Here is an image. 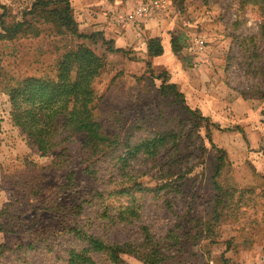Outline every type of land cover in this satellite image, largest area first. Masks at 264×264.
<instances>
[{
  "label": "rangeland",
  "instance_id": "374dc122",
  "mask_svg": "<svg viewBox=\"0 0 264 264\" xmlns=\"http://www.w3.org/2000/svg\"><path fill=\"white\" fill-rule=\"evenodd\" d=\"M69 1L76 19V13L82 15V9L75 0ZM108 1L111 0H89L83 6L86 17L76 19L78 29L84 33L93 31L81 30L79 22L92 26L93 21L96 23L98 19L101 23L105 19L132 35L123 47H116L122 49L116 52L108 51L105 42L96 36L91 40L82 39L97 54H103L107 62L92 82L101 97L102 128L109 133L117 132L122 138H138L152 130L171 127L180 130L186 115L169 97L160 96L159 80L151 76L147 64L149 62L153 69L152 75L166 70L168 80L183 92L186 103L220 127L210 125L211 141L225 151L218 182L237 190L230 204L237 200L239 190H245V198L226 209L218 220H213L216 190L211 175L218 152L204 138L202 127L198 135L203 139L192 137L190 141L202 147L190 149L193 156L187 165L192 170L182 186L181 195H168L170 200L167 201L164 196L143 192L139 222L127 225L101 221L100 208L92 201L84 204L81 212L75 215L76 222L104 239L123 242L138 240L141 226L158 237L164 236L174 224H180L178 230L185 231L189 228L186 219H202L212 223L214 235L183 240L180 249L171 251V256L161 264H221V255L228 264H264V98H243L237 90L248 91L259 80L244 76L242 53L245 51L238 44L245 36L258 34L259 47H264V38L260 36L264 16L256 8L241 7L239 0H168L165 11L133 24L114 18L115 13L125 12L141 0H132L134 4L129 6L123 3L115 9L109 8ZM30 2L0 0L5 10L4 21L19 20L21 10ZM154 18L155 24L147 28L145 25ZM113 24L109 23V27ZM153 27L167 31L168 35L172 31L182 35L184 47L179 55H174L179 63L177 67L167 57L161 58L160 64H153L143 50L149 37L142 30ZM39 28L36 36L0 40V79L47 72L63 51L79 41L68 34L56 33L48 24L39 23ZM97 32L103 39H111L114 47L112 38L105 36L104 31ZM193 36L203 41L201 53L189 49ZM162 63L168 67L156 66ZM260 82H264V78ZM8 110V97L0 92V211L3 209L0 212V242L10 247L0 255V264H61L64 249L73 239L71 234L62 231L73 224V207L101 187V182L98 184L84 167L94 163L103 181L111 167L100 160L97 163L92 159L82 160V136L76 135L53 152L65 147L68 161L63 169L72 171L75 177L73 186L58 192L56 185L64 181L63 169L49 167L52 154L39 156L25 143L20 130L11 124ZM27 160L45 168L38 173L32 169L28 172ZM145 167L136 163L134 168L144 171ZM34 175L39 185L35 198L22 189ZM139 181L149 187L158 184L156 170L145 172ZM55 191L58 194H54ZM25 243L32 245L30 248L21 246L16 251V246ZM122 257L126 264H141L132 255Z\"/></svg>",
  "mask_w": 264,
  "mask_h": 264
},
{
  "label": "trees",
  "instance_id": "16d2710c",
  "mask_svg": "<svg viewBox=\"0 0 264 264\" xmlns=\"http://www.w3.org/2000/svg\"><path fill=\"white\" fill-rule=\"evenodd\" d=\"M239 3L241 7L256 8L264 16V0H239ZM0 7V40L36 36L41 30L39 23L48 24L56 33L68 34L79 40L73 47L63 51L47 72L0 79V92L8 97L11 124L20 130L25 143L33 147L39 156L52 154L49 167L63 169L68 161L65 147L56 153L53 152L76 135L82 136V160L92 159L95 163L100 160L107 162L111 167L110 174L104 181L97 175L94 163H88L84 167V171L97 179L98 184L101 182V187L73 207V224L62 230L71 234L73 239L71 245L64 249L61 264H126L122 257L125 254L132 255L141 264H161L171 256V251L180 249L183 240L212 237V223L202 219H186L189 228L185 231L178 230L180 224H174L164 236L158 237L152 235L147 227L141 226L138 240L123 242L104 239L92 233L86 225L76 222L75 215L81 212L84 204L92 201L100 208L98 217L101 221L112 225H127L139 222L143 192L164 196L167 201L170 200L168 195H181L182 186L192 170V167L187 165L189 158L193 156L190 149L193 146L202 147L200 143L190 141L192 137L201 138L198 130L202 127L204 138L218 152L211 175L216 190V211L213 220H218L222 213L225 214L226 209L243 201L245 190H239L237 200L230 204L237 190L219 184L217 178L224 164L225 151L214 146L211 141L210 125L220 127L202 115L199 109L191 108L186 103L183 92L168 80L166 70L152 75L153 69L149 62L147 64L151 76L159 80L160 96L169 97L184 111L186 117L182 128L152 130L138 138H122L117 132H106L100 122L101 97L94 90L92 82L107 62L103 54H97L82 39L91 40L96 36L105 42L108 51L116 52L122 49L112 47L111 39H103L97 31L81 32L69 0H31L29 5L21 10V18L9 23L3 19L4 6ZM260 31V36L264 38V25L260 27ZM257 35L245 36L238 44L243 48V52L245 51L242 53L244 76L247 79L259 78L248 91L237 89L243 98H264V82H260L264 78V47H259ZM169 42L172 53L179 55L184 47L182 35L172 31ZM146 51L148 56L161 55L163 48L160 37H149L146 40ZM194 132L196 135H193ZM185 141L189 143L185 145ZM136 163L146 165L144 171L134 168ZM25 164L28 172L32 169L38 173L45 168L31 160H27ZM150 169L156 170L159 183L149 187L139 181V177ZM62 172L64 181L56 185L58 192H63L75 182L72 171H66L64 168ZM38 186L37 176L34 175L22 185V189L35 198L38 196ZM58 192L55 191L54 194ZM2 210L0 212H3ZM31 245L25 243L15 249L19 251L21 246L30 248ZM9 248L0 242V255ZM220 258L221 264H228L223 255Z\"/></svg>",
  "mask_w": 264,
  "mask_h": 264
},
{
  "label": "crops",
  "instance_id": "0c3cea01",
  "mask_svg": "<svg viewBox=\"0 0 264 264\" xmlns=\"http://www.w3.org/2000/svg\"><path fill=\"white\" fill-rule=\"evenodd\" d=\"M131 1L132 0H111V1H108L106 4L109 6V8L111 7L112 9H115L118 6H121V5L123 6V3H124V6L125 5L129 6L131 4H134ZM74 2H75V4H77L78 8L82 9L81 10L82 15L78 16V12L76 13L77 14L76 19L79 18V20H81V19H83L82 16L86 17V15H85V9H84L83 6L85 4H88L89 0H75ZM155 19L156 18L149 20L148 23H147V25H145V24L144 25L146 27L148 26L147 28H150L152 25L155 24L154 23V20ZM95 21H97V22L95 23L93 21L92 24L94 23V25H92V26H90L91 24L88 25V23H81V22H79V28L81 30H86V29L88 30V29H90L92 31H97V30L104 31L103 34L105 36H109L110 38L113 39L114 48H116V47H123L124 44L128 41V37H132V35H128V34H126V32H123L122 29L120 28V26L119 27L118 26H114V24H113L112 21L106 22L105 19L101 23H98L99 22L98 19L95 20ZM109 23L110 24H113V25H111V27H109ZM115 27H117V28H115ZM143 32H144V35L147 33L148 34V37H156V36H158L161 39V44H162V48H163L162 54L159 55V56H148L147 55L150 58V60L152 61V63L153 64L154 63L160 64L161 58L167 57V59L170 62H172L171 60H173L172 63L174 64V66L177 67L179 63L174 59V54L172 53L171 48H170V42H169L170 35H168L167 31L166 32L159 31V28H154L153 27L152 29H144V31L142 30V33ZM143 50L146 51V44H144ZM146 53H147V51H146ZM156 66H163L165 68L168 67L164 63H162V65H156ZM190 81H191L190 82V85H192V80L190 79ZM193 103H195V101ZM198 107L200 108L201 106L198 105ZM208 114H210V112H208Z\"/></svg>",
  "mask_w": 264,
  "mask_h": 264
},
{
  "label": "built area",
  "instance_id": "2783aa9c",
  "mask_svg": "<svg viewBox=\"0 0 264 264\" xmlns=\"http://www.w3.org/2000/svg\"><path fill=\"white\" fill-rule=\"evenodd\" d=\"M168 6V0H141L132 5L125 12H116L114 18H120L127 23H140L147 18L165 11ZM189 49L195 53H201L204 49L203 41L198 36L191 38Z\"/></svg>",
  "mask_w": 264,
  "mask_h": 264
}]
</instances>
